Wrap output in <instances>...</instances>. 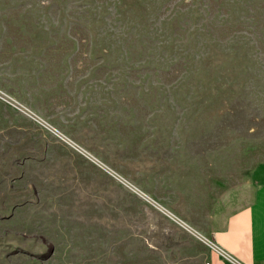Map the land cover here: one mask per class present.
<instances>
[{"label":"rangeland","instance_id":"1","mask_svg":"<svg viewBox=\"0 0 264 264\" xmlns=\"http://www.w3.org/2000/svg\"><path fill=\"white\" fill-rule=\"evenodd\" d=\"M261 160L264 0H0V264H204Z\"/></svg>","mask_w":264,"mask_h":264},{"label":"crops","instance_id":"2","mask_svg":"<svg viewBox=\"0 0 264 264\" xmlns=\"http://www.w3.org/2000/svg\"><path fill=\"white\" fill-rule=\"evenodd\" d=\"M187 227L211 246L204 264H264V160L236 195L214 204L199 231Z\"/></svg>","mask_w":264,"mask_h":264},{"label":"built area","instance_id":"3","mask_svg":"<svg viewBox=\"0 0 264 264\" xmlns=\"http://www.w3.org/2000/svg\"><path fill=\"white\" fill-rule=\"evenodd\" d=\"M215 250H218L217 248H215V247H213ZM218 251H220V250H218Z\"/></svg>","mask_w":264,"mask_h":264},{"label":"bare ground","instance_id":"4","mask_svg":"<svg viewBox=\"0 0 264 264\" xmlns=\"http://www.w3.org/2000/svg\"><path fill=\"white\" fill-rule=\"evenodd\" d=\"M148 197V196H147Z\"/></svg>","mask_w":264,"mask_h":264}]
</instances>
